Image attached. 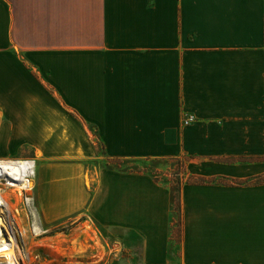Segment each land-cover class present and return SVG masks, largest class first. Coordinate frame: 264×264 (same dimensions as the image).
I'll return each mask as SVG.
<instances>
[{
	"label": "crops",
	"instance_id": "crops-1",
	"mask_svg": "<svg viewBox=\"0 0 264 264\" xmlns=\"http://www.w3.org/2000/svg\"><path fill=\"white\" fill-rule=\"evenodd\" d=\"M0 141L35 163L97 158L99 142L111 159L257 178L264 0H0ZM85 178V214L126 264H264V184H184L179 241L172 192L152 176Z\"/></svg>",
	"mask_w": 264,
	"mask_h": 264
},
{
	"label": "rangeland",
	"instance_id": "rangeland-1",
	"mask_svg": "<svg viewBox=\"0 0 264 264\" xmlns=\"http://www.w3.org/2000/svg\"><path fill=\"white\" fill-rule=\"evenodd\" d=\"M94 149L97 158L86 161L36 160L31 190L11 187L5 180L2 181V190L8 202L7 214L23 233L18 253L25 264H126L129 254L126 250L122 251L120 239L111 237L107 230L97 226L85 214L89 197L82 186L83 172L87 185L90 175L100 168L149 174L172 192L174 206L178 204L183 185L198 181L197 177L188 176L187 161L183 158L119 160L106 157L99 142ZM20 150L24 157L13 155L14 145L11 142L0 141V158L35 162L25 146ZM256 160L262 171L264 154ZM242 181L261 185L264 184V174ZM242 181L234 180L239 183ZM35 218L43 230L39 235L32 232ZM175 238L181 239V227L178 224Z\"/></svg>",
	"mask_w": 264,
	"mask_h": 264
},
{
	"label": "bare ground",
	"instance_id": "bare-ground-1",
	"mask_svg": "<svg viewBox=\"0 0 264 264\" xmlns=\"http://www.w3.org/2000/svg\"><path fill=\"white\" fill-rule=\"evenodd\" d=\"M0 173H1L2 177H5L6 179H8L10 181L16 182L14 185H10V186L18 187L20 189H26L28 191V190L32 189L31 181L35 177L36 166H35V163L33 162V160L4 159V158L1 159L0 158ZM1 201H2V199L0 197V205H2L1 203H3ZM5 209L7 210L8 206H6ZM5 209H3V210L0 209V243H6V242H1V239H3V231H4L3 226L6 227L5 223L2 220L1 214L5 213ZM32 232L35 235H39L43 232V230H42L41 226L38 224L36 218L33 222ZM19 243L16 244L18 249H19ZM1 255L8 258V259H13L14 258L13 249L11 247H9L7 244L2 245V246H0V256ZM16 255L22 261V259L19 256V253Z\"/></svg>",
	"mask_w": 264,
	"mask_h": 264
},
{
	"label": "built area",
	"instance_id": "built-area-1",
	"mask_svg": "<svg viewBox=\"0 0 264 264\" xmlns=\"http://www.w3.org/2000/svg\"><path fill=\"white\" fill-rule=\"evenodd\" d=\"M196 120L194 115H187L184 119H183V125L184 126H188L190 124H192L194 121ZM3 180L6 181V184L8 186L10 185H14L16 182L14 181H10L8 179H6L5 177H2L1 173H0V197L2 199L1 203L2 205H0V209L3 210L5 209L6 206H8V203L6 201V196L2 190V184H3ZM13 187V186H11ZM22 190H26V189H22ZM2 220L5 223L6 227L3 226V239H1V242H6V243H0V246L7 244L9 247H11L13 249L14 252V258L13 259H8L4 256H0V264H25V261H21L16 254H18L17 251H19V249L17 248L16 244L20 242L23 233L20 232V230L17 228L16 222L14 221V219H11L9 214H7V210L5 209V213H2Z\"/></svg>",
	"mask_w": 264,
	"mask_h": 264
},
{
	"label": "trees",
	"instance_id": "trees-1",
	"mask_svg": "<svg viewBox=\"0 0 264 264\" xmlns=\"http://www.w3.org/2000/svg\"><path fill=\"white\" fill-rule=\"evenodd\" d=\"M198 181L196 182H193L195 184H210V183H221V184H224V185H231V184H237V185H248L249 182L248 181H242V182H234V181H225V180H214V179H203V178H197ZM175 209L177 210L178 212V215H179V225H181L182 223V220H181V204H180V199H178V204H176L175 206Z\"/></svg>",
	"mask_w": 264,
	"mask_h": 264
},
{
	"label": "water",
	"instance_id": "water-1",
	"mask_svg": "<svg viewBox=\"0 0 264 264\" xmlns=\"http://www.w3.org/2000/svg\"><path fill=\"white\" fill-rule=\"evenodd\" d=\"M34 162V161H33ZM35 163V162H34Z\"/></svg>",
	"mask_w": 264,
	"mask_h": 264
}]
</instances>
